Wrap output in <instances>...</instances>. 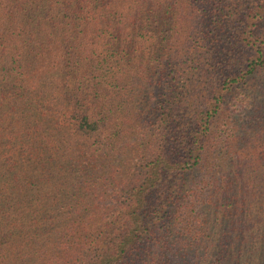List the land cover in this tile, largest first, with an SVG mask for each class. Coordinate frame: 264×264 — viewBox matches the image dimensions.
Masks as SVG:
<instances>
[{
    "label": "trees",
    "instance_id": "trees-1",
    "mask_svg": "<svg viewBox=\"0 0 264 264\" xmlns=\"http://www.w3.org/2000/svg\"><path fill=\"white\" fill-rule=\"evenodd\" d=\"M263 21L0 0V264H264Z\"/></svg>",
    "mask_w": 264,
    "mask_h": 264
},
{
    "label": "rangeland",
    "instance_id": "rangeland-1",
    "mask_svg": "<svg viewBox=\"0 0 264 264\" xmlns=\"http://www.w3.org/2000/svg\"><path fill=\"white\" fill-rule=\"evenodd\" d=\"M262 28L264 29V21L259 23L258 26L255 28V30L257 32H259V30H261ZM242 53H243V51H241V50H239V53H232L230 56V60L225 59L224 56L221 53H219V59H218L219 61L216 64L218 67L223 68L224 73H233L234 71H237L240 68V64L238 63L237 65L234 66L235 62H231V61H232V59H236L239 56L240 57L245 56V55H242ZM247 58H248V55L243 59V61H246ZM236 60H238V59H236ZM227 62H229L228 65H226ZM194 86H195V90H197L196 83L194 84ZM182 94H183L182 95L183 99L190 98V94H189L187 89L186 90L183 89ZM234 95L240 96L239 91H236V93H234ZM230 100H231V103L234 101L232 99H230ZM228 107L232 108L229 103H228Z\"/></svg>",
    "mask_w": 264,
    "mask_h": 264
}]
</instances>
